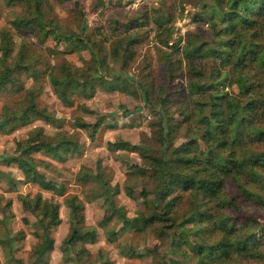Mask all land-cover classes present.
I'll return each mask as SVG.
<instances>
[{"label":"rangeland","instance_id":"obj_1","mask_svg":"<svg viewBox=\"0 0 264 264\" xmlns=\"http://www.w3.org/2000/svg\"><path fill=\"white\" fill-rule=\"evenodd\" d=\"M40 1L43 15L47 20L50 18L65 32L74 31L82 36L87 35L93 40L95 43L92 47L93 52L97 54V45L100 48L98 53L105 57L103 72L107 76L112 73L111 75L120 74L131 79L129 86L123 91L108 90L99 83H93L91 88L87 85L86 89L91 90L89 95L85 97L73 94L71 103L63 104L55 96L48 82L45 64L35 63L40 69L36 80L37 85L41 86L37 104L44 105L55 119L48 122L32 117L28 124L16 127L8 133H0V157L10 153L14 148L15 139H22L34 126H41L48 134L57 130L73 134L79 141L80 152L67 155L63 161L51 159L46 154H34L50 164L47 168L39 169L50 179L62 183L65 192L76 193L82 197V192L86 189L80 181L75 179L76 172L81 167L93 168L95 161L99 159L100 164L106 168L111 182L118 185L116 202L123 206L128 215L140 210L146 212V206H154L151 198L154 183L150 176L151 171L146 169L147 173L138 174L132 168L134 164H144L138 152L125 149L110 150L106 142L120 139L129 144H145L149 154L159 155L165 143L161 134H165L168 139L167 147L189 142L192 139L195 141L189 143L191 152L198 150L204 152L208 145L206 146L198 136L204 125L199 119L202 115L208 114L206 102L214 89L194 88L192 83L217 80L218 93H224L225 98L228 99L242 98L245 97L244 88L238 86V78H242L243 82L249 84L248 96L262 97L264 94V66L259 65L254 58L251 60L248 55H244L250 47L246 44V39L256 42L258 47L264 50V21H261V25H259L260 22L255 24L252 32L245 33V38L237 33L226 34L223 31L215 34L210 22L216 21L217 28H221L222 25L217 16L211 15V18H208L206 10L212 4L216 8H225L226 0H219V4L217 0ZM25 11L23 2L0 0V27L10 30L14 40L13 53L20 39H26L32 43L39 54V59L43 57L46 59L47 46L55 45L58 49H68L69 45L60 43L56 45L52 39L48 38L38 44L31 27L25 29L10 25L9 21L15 14H22ZM131 16H135L140 24L126 32L110 26V18L125 21ZM127 33L134 35L136 41L132 45L131 57L124 58L125 60L121 62L123 56L113 57L107 51L111 41ZM202 40H205L208 45H216L221 55L217 57L213 54L196 53L186 58L184 51L182 52L184 47L188 43H198ZM53 55L49 56L51 66L59 60L60 56L74 66L87 67L91 63L87 48ZM241 55L245 57L244 64L232 65L231 60ZM19 78L22 88L33 84L32 77L25 73ZM141 87L148 89V100L143 96ZM21 89L16 92L13 91L12 86H4L0 89V111L4 105L8 108L15 106L23 95ZM225 98L222 99L224 109H226ZM260 109L261 112H259ZM263 109L264 104L254 112L251 129H264ZM76 118L85 123L98 122L93 131V138L87 135L85 128L75 126ZM263 148L264 137L256 139L248 133L246 140L236 146V151L246 155ZM217 150L224 152V149ZM0 168L4 171L9 170L13 176L22 179L21 173L14 166L3 164L1 160ZM253 169L264 177V165H255ZM203 172V170L200 171V173ZM238 177L240 182L247 183L248 188L257 189L256 184L247 177L242 174H238ZM223 183H225L223 194L232 195V192L237 191L230 176L224 177ZM124 185L130 187L131 197L125 194ZM141 189H144L146 193H141ZM36 192L45 198L51 195L50 191L42 190L30 182L20 180L14 189H10L7 183L0 181V219L3 215V204L7 200L9 203L5 212L8 215L7 229H4L0 223V235L6 232L12 235L18 229L22 231L19 239L12 236L11 247L0 243V264H14V261L8 259L10 255L19 258L23 264L29 263L32 245L36 241L33 235L35 215L21 207L17 195L20 193L32 197ZM52 198L57 199L59 203L60 222L51 231L53 248L49 252L46 264H74L64 261L59 249L60 241L67 231L66 207L62 203L61 196L52 195ZM215 201V198L205 200V205H198V207L205 209L208 213L222 212L224 209L218 208ZM190 206V194L184 192L176 205L172 207L174 217L172 225L182 222L191 229L196 228L195 231L190 230L187 234V242L181 240V235L170 233V229L174 228L166 227L160 221H153L141 230L125 229L112 241H108L104 235L106 228L117 229L120 223L111 219L105 227L99 226L97 221L103 213L101 200L97 198L84 201V223L95 227L97 238L93 243L84 245L91 255L83 258L79 264L90 262L94 264H192L195 253L188 244L198 240L209 242L218 238L220 232L212 223L211 228L204 224L202 226L204 228L200 230L198 227L202 224L184 221ZM237 206L244 213L256 214L259 217L258 223H264V208L241 198L238 199ZM160 229L168 230L169 234H164ZM239 229L244 231L245 226ZM256 248L264 253V237L256 241ZM97 249L101 250L108 262L95 258ZM263 263L264 257L245 259L232 255L224 264Z\"/></svg>","mask_w":264,"mask_h":264},{"label":"trees","instance_id":"obj_2","mask_svg":"<svg viewBox=\"0 0 264 264\" xmlns=\"http://www.w3.org/2000/svg\"><path fill=\"white\" fill-rule=\"evenodd\" d=\"M3 1L10 2L11 0ZM18 1L24 3L26 11L22 14H15L9 21L10 25L25 29L31 27L32 34L38 44L48 38L52 39L56 45L67 44L69 47L68 49H58L55 45L47 46L46 59H44L45 57L39 59V54L32 43L26 39H20L18 47L13 53L14 40L11 32L6 27H0V89L4 86H12L14 92L20 90L22 84L19 77L23 73L32 77L33 80L32 85L21 89L23 95L14 107L8 108L4 105L1 108L0 133H8L16 127L26 125L32 117L48 122L55 119L44 105L37 104L41 86H38L36 81L40 73V69L35 65L36 62L45 64L48 82L55 96L63 104H70L73 94L85 97L89 95L91 90L86 89V86L91 88L93 83H99L108 90L123 91L129 86L130 78L120 74L111 75L112 73L107 76L103 72L105 57L99 54L100 48L97 45V54L93 52L92 47L95 43L89 36H82L74 31L65 32L50 18L47 20L43 15L40 0ZM218 1L217 4H219ZM225 2V8L217 7V9L212 4L206 10L208 18H211V15L217 16L222 25L221 28H217L216 21L210 22L215 34L223 31L226 34L237 33L245 38V33L252 32L255 24L260 22L259 25H261V21H264V0H226ZM109 23L112 28L126 32L128 29L138 26L140 21L135 16H131L125 21L119 18H110ZM135 41L136 37L127 33L111 41L107 52L113 57L123 56L122 62V60L131 57L132 45ZM221 42L218 43L222 44ZM245 42L250 47L244 55H248L251 60L254 58L259 65L264 66V50L260 49L254 41L246 39ZM84 48L89 50L91 58V63L87 67L74 66L62 56L53 66L49 63V56H54L53 54L68 53ZM183 51L186 58L196 53L213 54L217 57L221 55L220 49L216 45H208L205 40L188 43ZM244 59L243 55L237 56L231 60L232 65L244 64ZM217 84V80L207 83H192L194 88L209 89L211 87L214 89L206 102L208 103V114L202 115L199 119L204 125L198 136L206 146L208 145L206 151L191 152L189 143L195 141L192 139L189 142L167 147L168 139L165 134H161L165 143L159 155L149 154L145 144H129L120 139L106 142L107 148L110 150L125 149L138 152L144 162L143 165L134 164L132 166L138 174L147 173L146 169L151 171L150 176L154 181L151 198L154 206H146V212L140 210L128 215L123 206L116 202L115 195L119 192L118 185L111 182L106 168L100 164L99 159L95 161L93 168L81 167L76 172L75 179L80 181V184L86 189L82 192V197L76 193L65 192L62 183L50 179L39 169L47 168L50 164L42 158L34 156L35 153L46 154L51 159L63 161L67 155L80 152L79 141L73 134L63 130L48 134L41 126H34L25 133L22 139H15L14 148L10 153L1 155L0 160L3 164L14 166L21 173L22 179L13 176L11 171H4L0 168V181L3 180L7 183L10 189H14L16 183L21 180L36 184L40 189L51 192L48 198L41 197L39 192H36L32 197L20 193L17 195L21 207L35 215L33 235L36 237V241L32 245L28 264H46L49 252L53 248L51 231L60 222V217L58 214L59 203L57 199L52 198V195L61 196L62 203L66 207L67 231L59 245L62 259L74 264H79L83 258L90 257L91 253L84 245L93 243L97 238L95 227L84 223V201L97 198L101 200L103 213L97 221L99 226L105 227L111 219L120 223L117 229L106 228L104 235L108 241H112L125 229L141 230L153 221H160L166 227L174 228L170 229V233L181 235V240L187 242V234L190 230L195 231L196 228L191 229V227L183 225L182 222L172 225L174 219L172 207L176 205L184 192L190 194L191 204L184 221L202 224L201 227H198L200 230L204 228L202 227L204 224L211 228L212 223L220 232L218 238L209 242L198 240L193 244L187 243L195 253L192 264H224L232 255L245 259L264 257V253L256 248V241L264 237V223H258L257 218L259 217L256 214L244 213L237 206L238 199L241 198L264 208V177L253 169L255 165H264V148L246 155L236 151V146L246 140L248 133L256 139L264 137V129H251L252 116L258 107H263L264 94L262 97L248 96L250 94L249 84L243 82L242 78H238V86L244 88L245 97H230L228 99L225 98L224 93L216 91ZM141 88L143 96L148 100V89ZM223 98H225L226 109L222 106ZM262 111L264 112V109ZM74 124L77 127L85 128L88 132L87 135L93 138V131L98 122L85 123L76 118ZM217 149H224V152L221 153ZM202 170L204 172L200 173ZM238 174H242L256 184L257 189H250L246 185L247 183L240 182ZM226 176L231 177L238 192H232V195L223 194L225 184L223 181ZM123 190L126 195L132 196L128 185H124ZM141 193L146 192L141 189ZM211 198L216 199L215 203L218 208L224 209L222 212L208 213L205 209H199L198 205H205V200ZM8 205L7 200L3 204V215L0 219L4 229H7L8 215L5 212ZM242 226H245L244 231L239 229ZM160 231L169 234L168 230L160 229ZM21 234L22 231L19 229L12 235L6 232L4 235H0V243L11 247L12 236L19 239ZM95 258L105 263L108 262L99 249L96 251ZM8 259L14 261V264H23L19 258H15L13 255H10Z\"/></svg>","mask_w":264,"mask_h":264}]
</instances>
